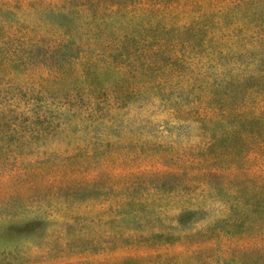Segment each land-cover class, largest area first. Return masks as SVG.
<instances>
[{"label":"rangeland","instance_id":"rangeland-1","mask_svg":"<svg viewBox=\"0 0 264 264\" xmlns=\"http://www.w3.org/2000/svg\"><path fill=\"white\" fill-rule=\"evenodd\" d=\"M0 264H264V0H0Z\"/></svg>","mask_w":264,"mask_h":264}]
</instances>
